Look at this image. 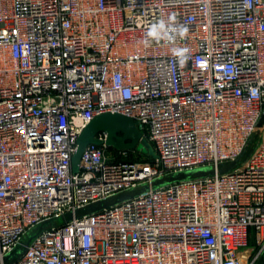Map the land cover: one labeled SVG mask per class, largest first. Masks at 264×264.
<instances>
[{
	"label": "built area",
	"instance_id": "obj_1",
	"mask_svg": "<svg viewBox=\"0 0 264 264\" xmlns=\"http://www.w3.org/2000/svg\"><path fill=\"white\" fill-rule=\"evenodd\" d=\"M173 14L186 35L145 46ZM103 113L154 157L99 131L73 172ZM200 166L215 173L60 221ZM0 264H264V0H0Z\"/></svg>",
	"mask_w": 264,
	"mask_h": 264
},
{
	"label": "water",
	"instance_id": "obj_2",
	"mask_svg": "<svg viewBox=\"0 0 264 264\" xmlns=\"http://www.w3.org/2000/svg\"><path fill=\"white\" fill-rule=\"evenodd\" d=\"M99 131H105L107 133L105 143L113 149H132L137 145H141L143 148H145L146 153L149 156L154 157L152 147L144 138L141 137L140 132L137 130L131 118L118 113H103L92 118L78 136L76 151L71 159L73 172L78 170L79 159L85 147L90 143H102L100 140L94 137ZM243 155L244 152L232 162L222 165L218 169V172L224 173L230 171ZM214 173L215 169L211 166L168 173L160 177H156L149 182L137 184L125 190L109 195L103 199L91 202L82 207L75 208L74 210L66 211L61 216L60 221L65 223L75 218L93 214L133 198L149 189H156L178 181L204 178L211 176ZM51 225L52 224L45 225L44 228H48ZM22 252L23 247H20L16 253V257L20 256ZM10 260V256L3 258V262L6 263Z\"/></svg>",
	"mask_w": 264,
	"mask_h": 264
},
{
	"label": "clouds",
	"instance_id": "obj_3",
	"mask_svg": "<svg viewBox=\"0 0 264 264\" xmlns=\"http://www.w3.org/2000/svg\"><path fill=\"white\" fill-rule=\"evenodd\" d=\"M188 29L186 26L179 25L176 22L175 15L168 17L167 20L160 19L156 23L149 26L146 32L145 46H148L151 41H168L172 42L177 36L186 35ZM174 54L178 57L180 66H183L188 59L187 49H173ZM255 91V90H254Z\"/></svg>",
	"mask_w": 264,
	"mask_h": 264
},
{
	"label": "rangeland",
	"instance_id": "obj_4",
	"mask_svg": "<svg viewBox=\"0 0 264 264\" xmlns=\"http://www.w3.org/2000/svg\"><path fill=\"white\" fill-rule=\"evenodd\" d=\"M132 151H137L139 153L146 154L145 148H143L141 145H137L134 148L129 149V152H132ZM201 167H205V166H200L198 168H201Z\"/></svg>",
	"mask_w": 264,
	"mask_h": 264
},
{
	"label": "trees",
	"instance_id": "obj_5",
	"mask_svg": "<svg viewBox=\"0 0 264 264\" xmlns=\"http://www.w3.org/2000/svg\"><path fill=\"white\" fill-rule=\"evenodd\" d=\"M148 156V155H147ZM148 158H150L149 156H148Z\"/></svg>",
	"mask_w": 264,
	"mask_h": 264
}]
</instances>
